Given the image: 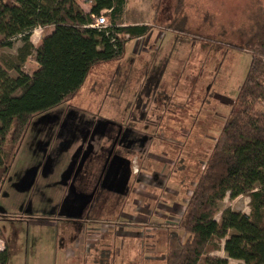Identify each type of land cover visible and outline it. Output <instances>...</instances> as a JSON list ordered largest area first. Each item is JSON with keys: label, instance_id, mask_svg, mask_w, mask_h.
<instances>
[{"label": "rangeland", "instance_id": "obj_1", "mask_svg": "<svg viewBox=\"0 0 264 264\" xmlns=\"http://www.w3.org/2000/svg\"><path fill=\"white\" fill-rule=\"evenodd\" d=\"M263 15L264 0H127L121 24H148L151 34L131 40L122 58L95 65L82 89L54 112L33 118V128L44 122V138L39 140L46 154L40 180H50L58 168L67 193L57 204L42 198L44 205L37 211L42 202L36 190L29 211L53 212L59 220L62 210L77 202L79 217L91 218L65 221L78 223L72 230L65 228V235L78 236L81 242L73 239L74 250L58 252L56 264L61 257L63 264H74L69 260L83 258L94 244L99 248L84 256L88 263H97L100 250L110 247L105 264H166L169 232L188 236L181 227L195 186L188 175L205 168L204 156L211 153L250 66L251 55L242 47ZM48 32H37L36 42ZM20 45L16 40L0 53L14 57ZM33 64L30 59L28 70ZM65 116L76 120L62 119ZM34 132L31 127L23 145L32 149V159L41 155L35 153L40 147ZM181 159L183 170L178 168ZM82 192L93 195L92 202L80 196ZM219 207L249 214L250 198L228 194ZM33 224L46 223L35 219ZM63 224L61 220L56 229L43 230L42 241L37 236L34 243L32 237L26 245L27 262L14 264H53L51 233L64 230ZM223 247L224 241L212 254L227 257Z\"/></svg>", "mask_w": 264, "mask_h": 264}, {"label": "trees", "instance_id": "obj_2", "mask_svg": "<svg viewBox=\"0 0 264 264\" xmlns=\"http://www.w3.org/2000/svg\"><path fill=\"white\" fill-rule=\"evenodd\" d=\"M93 1L87 11L76 0H0V52L21 42L14 57L0 53V190L33 118L73 98L95 65L122 58L131 40L152 32L148 24H121L127 0ZM102 13L109 25L92 26ZM37 27L52 28L38 48ZM242 48L251 55L247 75L205 168L188 175L195 183L181 222L188 236L169 232L166 264H264V15ZM35 52L39 68L31 74L24 66ZM185 165L181 159L178 168ZM228 194L249 196L250 213L221 211ZM223 241L227 257L213 255ZM101 251L105 264L111 248ZM8 261L9 252L0 253V264Z\"/></svg>", "mask_w": 264, "mask_h": 264}, {"label": "crops", "instance_id": "obj_3", "mask_svg": "<svg viewBox=\"0 0 264 264\" xmlns=\"http://www.w3.org/2000/svg\"><path fill=\"white\" fill-rule=\"evenodd\" d=\"M76 1L87 11H89L95 3L93 0H76ZM45 29H47V28H45ZM43 30H44L43 27H37L32 32L31 40H32V42L36 48H38L41 45V43H42L41 38L42 37L40 39H38V41L36 42L35 36H37V34H40L37 32H39V31L42 32ZM51 31H52V28H49L48 33H50ZM30 59H33L34 64H33V68L31 70H28V63H29ZM24 67L31 74L33 72H35L39 68V63L37 61V58L36 57L34 58V56H30L27 59ZM52 111H53V109H52ZM75 118H76L75 116L62 117V119H67V120L70 119V121L76 120ZM35 119H36V117H35ZM35 119L32 120L31 125L29 127V130H28V132L24 138V141L22 143V146L20 147V150L22 148V151H21V153H20V151L18 152L16 159L12 165V168L8 174V177L6 178V180L2 186V189L0 190V204H6L3 207L1 206V208H0V253L4 252L6 250L9 252L8 264H14V262H19L21 259H22L21 260L22 262L26 263L28 260V254L27 253H29V250H27L26 245L30 242L31 238L34 237V241H33L34 243L38 240L42 241L43 236H41V235H42V233H45V231H43V230L49 229L52 231L54 228L56 229V227L59 224V221H61V220H62V222H64V224H63L64 227L62 226L64 230H58L57 229L56 231L54 230L51 233L54 236V240L52 242L53 247L51 246L50 253H52V254L56 253V254H54V256H55L58 254V252H61V253L67 252V250H69L68 249L69 247L70 248L73 247L72 243H74L75 239H76V243H77V240H78V242H81V241H80V238L78 236H76V238L75 237L70 238V236L65 235V232H67L70 229L72 230L75 227L74 224H78V223H73L71 225H69V224L65 225V221L80 220V219L83 220V219L89 218L87 213H86V215H87L86 218H84V217L82 218V216L79 217V215L81 214L80 213L81 212V206L77 202H76V204H69V206L67 208H64L62 210L60 216H59V220L56 218V216H52V215H54L53 212L52 213L49 212L50 214H45L42 212L35 213V212L29 211V208H30L29 205H30L32 197H33V192H35L36 190L40 189V191H39L40 201L42 198H44L45 200H48L49 202L54 203V204H57V202H62L65 199L66 193H67L64 183L59 181L60 173H59L58 168L51 171L52 173L50 176V180H40L41 178L44 179V177L42 176V174H44V173L41 171H42V166H43V161H44L43 159H45L44 155L46 154L45 151L43 149H41L42 142H40V140H39L40 137H43V134H44V130L42 129L43 127H41V126H43L44 122L42 123V121H38L37 124H39V127L33 128L34 126H32V125H33V123H35ZM56 120H58V118ZM31 127L33 130H36V132H34L35 133L34 136H36V141H38L37 143L39 144V147H40V150L35 149V153H37V155L41 154V155H38L39 158L37 156L35 159L29 158V154L31 153L32 149L29 150L28 145L25 147V149L23 148V145L26 143V137H27L28 133L30 134ZM48 144H50V146H52V147L55 146L54 145L55 142H53V139H50L48 141ZM19 153H20V156H19V158H17ZM22 158H23V160L21 161ZM19 163H21V164H19ZM59 164H60V160H59ZM13 172H15L14 176H12ZM46 175H50V174H46ZM41 182H43V183L39 185V183H41ZM50 182H55L56 184H52ZM87 186H88V184H87ZM46 189H48L49 191L48 192L43 191ZM87 195H88V193H83V192L80 194V196H82V197H88L89 200L91 199L90 201L92 202V200H93L92 196L93 195L92 196H87ZM21 203H23V204L21 205ZM25 204H27L26 205L27 207L22 211V207ZM37 205L39 206V207H36V210L38 211L39 209H41L43 207L44 204H43V202H42V204L39 202ZM74 205H78L77 206V212L74 209ZM17 207H18V209H16ZM84 209H85V207H84ZM75 213L77 215H75ZM34 215H37V216H34ZM57 215H59V212H57ZM35 219L36 220L37 219L45 220L46 224L39 225V227L37 225H34V224L32 225V222H35ZM90 219L91 218H89L86 221H90ZM86 226L87 225H85V227L83 226L84 229L82 228L83 234H82L81 239L84 238V233L87 229ZM17 228H19L20 230H17ZM65 228L67 231L65 230ZM15 230L18 231L17 234H16ZM51 231H49V232H51ZM37 236L40 237L41 239L37 240V238H36ZM65 236L68 238H66ZM61 237H62V240H61ZM67 240H68V242H67ZM79 248H81V247H79ZM71 249L74 250L75 248L73 247ZM89 251L90 250L87 249L85 251V254L87 255ZM96 251H98V250H96ZM85 254H84V256H85ZM16 255H19L20 257L17 256L18 260L14 261L13 259H15ZM23 255H25V256H23ZM84 256H83V259H81L82 256H80V255L78 257L73 256L69 261L75 262L74 264H99V262L96 263L95 259L93 260V262L89 260L90 262L88 263L87 262L88 260L85 259ZM100 258H101V256H100ZM56 259H57L56 256L52 258L51 261H53V264H56L55 263ZM63 260H64V258L61 257V259L58 261L59 262L58 264H63L62 263Z\"/></svg>", "mask_w": 264, "mask_h": 264}, {"label": "built area", "instance_id": "obj_4", "mask_svg": "<svg viewBox=\"0 0 264 264\" xmlns=\"http://www.w3.org/2000/svg\"><path fill=\"white\" fill-rule=\"evenodd\" d=\"M108 25H109L108 17L105 13H102L96 17L95 23L92 26L103 28V27H107Z\"/></svg>", "mask_w": 264, "mask_h": 264}, {"label": "flooded vegetation", "instance_id": "obj_5", "mask_svg": "<svg viewBox=\"0 0 264 264\" xmlns=\"http://www.w3.org/2000/svg\"><path fill=\"white\" fill-rule=\"evenodd\" d=\"M70 117V116H69ZM97 179V178H96ZM99 179V178H98ZM99 181V180H98Z\"/></svg>", "mask_w": 264, "mask_h": 264}]
</instances>
